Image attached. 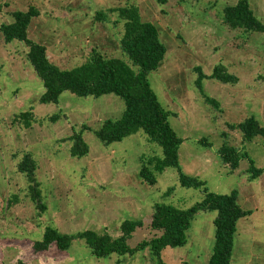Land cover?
<instances>
[{"label": "rangeland", "instance_id": "1", "mask_svg": "<svg viewBox=\"0 0 264 264\" xmlns=\"http://www.w3.org/2000/svg\"><path fill=\"white\" fill-rule=\"evenodd\" d=\"M238 0H0V25L11 13L38 10L28 26L30 40L47 48L61 69L80 65L92 49L131 65L119 47L121 23L111 8L134 5L142 21L154 24L166 47L159 67L148 73L150 86L170 113L169 123L183 139L179 146L182 171L205 182L209 191H237L243 210L237 221L231 264H264V170L249 178L251 164L264 169L260 137L244 142L231 126L255 117L264 127V32L232 30L222 21L223 9ZM264 25V0H248ZM108 13L100 20L98 13ZM116 22V23H115ZM237 77L235 84L210 77L217 65ZM199 67L205 77L196 86ZM44 88L25 58L22 43L4 42L0 32V264H154L149 252L95 257L82 239L66 250L54 244L36 251L46 228L62 234L85 230L119 235L123 220H140L127 240L135 247L154 235L148 224L155 203L186 209L202 199L197 188L183 187L175 168H166L149 185L139 176L141 158L161 156L162 150L142 130L119 142L101 143L94 135L105 119H117L124 101L114 94L80 97L63 92L58 103H40ZM218 102V108L204 100ZM31 112L26 126L21 113ZM85 127V130L83 129ZM82 131L89 147L81 157L70 155L74 132ZM204 140H207L204 141ZM237 148L248 158L232 170L221 163L222 145ZM30 154L37 163L42 210L33 202L28 182L17 162ZM214 211L198 212L187 231V243L166 247V264H206L214 245Z\"/></svg>", "mask_w": 264, "mask_h": 264}, {"label": "trees", "instance_id": "2", "mask_svg": "<svg viewBox=\"0 0 264 264\" xmlns=\"http://www.w3.org/2000/svg\"><path fill=\"white\" fill-rule=\"evenodd\" d=\"M154 1L162 5L168 0ZM108 12L116 14V21L121 23L119 47L134 68L118 57L106 56L92 49L80 65L71 69H61L49 59L44 45L28 37L30 21L39 14L33 7H29L25 12H12L11 22L2 23L0 32L4 42L15 40L23 44L25 58L43 84L44 91L40 96V103L57 104L60 95L65 91L80 97H99L104 94L120 97L124 101L122 115L117 119L103 120L100 127L94 130L97 139L108 145L142 130L151 142L161 148L162 155L151 156L147 160L141 158L140 178L149 185H154L157 174L166 168H175L179 184L183 187L197 188L203 196L199 202L186 209L171 204L155 203L148 224L154 235L142 239L135 247H129L127 240L137 228L142 227L143 223L140 220L126 219L120 223L119 235L115 237L106 231L85 230L76 234H62L54 228H46L42 240L35 244V250L44 251L54 244L58 250L63 251L70 246L72 240L82 239L91 254L98 258L113 253L133 255L138 251L147 250L154 264H166L161 259V251L166 247L184 246L194 216L201 211H214L216 212L213 219L214 245L206 264H231L237 221L250 215L251 211L243 210L239 206L236 190L226 194L209 191L203 180L182 171L178 150L183 139L171 128L168 120L170 113L161 105L148 80V73L159 67L166 53L158 29L154 24L142 21L134 5L111 8ZM107 14L100 12L97 17L102 21L106 19ZM222 21L232 30L264 32V25L254 16L248 0H238L236 4L226 6L223 9ZM195 71L198 72L196 86L200 89L201 80L205 75L199 67H196ZM210 77L229 84H235L238 80L221 64L214 67ZM204 100L218 108L216 100L209 97H204ZM19 118H26V126H30L31 112L21 113ZM231 128L239 130L244 142L260 137L264 147V127L255 117H248ZM83 129L85 130V127ZM83 129L74 132L67 139L71 142L72 157H81L89 151L82 137ZM217 155L221 163L228 166L231 171L238 167L241 159L248 158L237 148L225 144L218 148ZM16 167L17 171L26 177L33 202L44 210L45 205L41 202L39 183L35 175L36 161L27 153L17 162ZM263 170L251 164L247 173L249 178H255ZM114 264L122 263L117 260Z\"/></svg>", "mask_w": 264, "mask_h": 264}, {"label": "crops", "instance_id": "3", "mask_svg": "<svg viewBox=\"0 0 264 264\" xmlns=\"http://www.w3.org/2000/svg\"><path fill=\"white\" fill-rule=\"evenodd\" d=\"M150 218H151V216H150ZM150 221V220H149Z\"/></svg>", "mask_w": 264, "mask_h": 264}]
</instances>
